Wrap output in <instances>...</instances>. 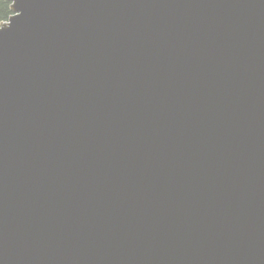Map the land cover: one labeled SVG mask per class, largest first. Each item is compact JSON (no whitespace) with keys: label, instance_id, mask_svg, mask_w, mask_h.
<instances>
[{"label":"water","instance_id":"water-1","mask_svg":"<svg viewBox=\"0 0 264 264\" xmlns=\"http://www.w3.org/2000/svg\"><path fill=\"white\" fill-rule=\"evenodd\" d=\"M0 264H264V0H9Z\"/></svg>","mask_w":264,"mask_h":264},{"label":"trees","instance_id":"trees-1","mask_svg":"<svg viewBox=\"0 0 264 264\" xmlns=\"http://www.w3.org/2000/svg\"><path fill=\"white\" fill-rule=\"evenodd\" d=\"M10 14V1L0 0V22L7 20Z\"/></svg>","mask_w":264,"mask_h":264}]
</instances>
